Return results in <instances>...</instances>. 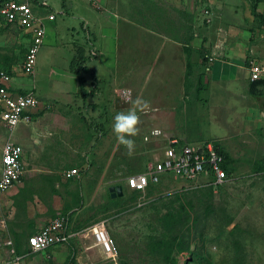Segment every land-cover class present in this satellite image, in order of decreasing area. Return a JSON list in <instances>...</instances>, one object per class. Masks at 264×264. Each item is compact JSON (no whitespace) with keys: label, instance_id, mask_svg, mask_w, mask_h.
<instances>
[{"label":"rangeland","instance_id":"1","mask_svg":"<svg viewBox=\"0 0 264 264\" xmlns=\"http://www.w3.org/2000/svg\"><path fill=\"white\" fill-rule=\"evenodd\" d=\"M47 2L48 6L33 5L34 14L45 28L33 74L15 72L26 43V34L16 26L0 27V67L10 69L14 66L11 83L34 89L48 103L59 101L62 104L67 99L63 90L68 86L64 70L74 54L75 41L83 40L84 31L78 19H73L75 30L68 27L69 19L58 12L61 0ZM253 2L255 12L260 15L250 10ZM197 6L198 21L206 8L213 17L209 16V23L204 19L198 25L211 24L209 35H204L206 40L211 38L206 45L202 44L204 40L201 44L198 42L200 45L194 49L197 54L192 52V59L198 57V67H193L190 78L193 87L188 88L187 98L183 97L182 80L178 99L165 98V91L154 84L146 97L150 109L140 114V132L133 138L135 152L129 157L112 132V122L117 112L131 107L130 99L116 106L108 105L107 89L112 85L108 84L107 74L101 75L99 93L90 95L87 100L97 103L95 116L91 105L89 109L86 105L92 115L84 113L87 118L84 110L78 111L80 107L68 106L71 129L83 133L77 140L76 153L53 175L59 178V190H54L56 198L60 199L58 209L52 207V193L39 188L44 191L40 198L48 211L53 216L56 212L66 216L73 228L104 220L119 250L118 264H264V169L254 170L257 165H264V88L255 86V92H249L246 68L249 59L264 60V0H200ZM220 55L227 59L214 60L209 64L210 72L204 69L208 57L220 58ZM226 60L242 67L237 68ZM84 75L89 81L91 76ZM146 78L147 75L134 74L131 83H123V86L131 84V99H135L139 84L144 82L141 80ZM77 102L83 103L81 98ZM82 116L94 125L95 132L87 129ZM19 124L11 131L0 124V144L7 138H18L23 132L17 129ZM154 127L185 137L189 142L216 143L231 161L228 179L213 186L200 180L188 181L162 174L151 191L130 190L124 183L125 177L156 157L163 143V138L144 139ZM24 129L32 134L34 123H25ZM28 162L24 160L22 179L26 176ZM72 168L76 172L69 174ZM32 172L34 178L45 177L42 171ZM121 183L122 195L111 197L108 187ZM18 199L20 205L23 200L20 196ZM167 212L175 216L176 230L170 233H176V244L164 258L150 243L165 233L162 218ZM0 220H3L0 223L3 231L6 228L4 216ZM21 230L13 237L18 250L25 251L26 237L32 227L27 225ZM51 249L30 253L21 264H56L50 258ZM5 261L6 255L0 250V264ZM82 263V254L76 247L72 261L58 264Z\"/></svg>","mask_w":264,"mask_h":264},{"label":"crops","instance_id":"2","mask_svg":"<svg viewBox=\"0 0 264 264\" xmlns=\"http://www.w3.org/2000/svg\"><path fill=\"white\" fill-rule=\"evenodd\" d=\"M26 1L30 3L32 10H34V4H45L48 6L47 0L44 2L41 0L42 3L39 2L40 0ZM199 1L200 0H61V7H57L58 12L69 19L68 27L71 30H75L74 20L78 19L77 22L80 23V27L84 31L83 40L75 41L74 45L76 43L84 44L86 49L85 52L88 54L85 62L87 71L83 73L84 82L83 85H81L77 75L71 72L66 64L64 74L68 78V86L63 91L67 99L63 101L64 103L62 104L59 101L48 103L42 100L40 96L35 93L34 89L19 87L9 80L8 88L10 91L24 92L32 90L38 98L39 103L35 108L26 112V114L29 115L28 119L19 121L20 124L17 129H23V132L18 138L13 139V141L17 142L22 148L23 171L18 180L15 181L8 190L0 194V218L4 216V225L6 226L3 231L0 230V250L7 258V261L1 264H21L24 257L30 253H40L48 248H52L50 250V258L56 262V264L60 263V261H65L67 263L72 261L76 247L79 248L82 254V264H118V248L117 256L114 260L105 257L101 248L94 245L93 239L89 233L74 234V232L88 225L73 228L69 225L66 216L65 228L69 232L67 240L53 244L41 251H31L27 246V237L37 232L41 226L52 218L61 214L60 212H56L53 216L52 212L48 211V208L45 207L46 203L40 198V194L44 193V191L39 190V188H45L46 191L52 193V207L53 209H58L60 206V199L56 198L57 193L54 190L58 189L59 178L53 177V175L63 169L65 164L69 161V156L76 153L77 140L83 133V131L79 133V131L71 129L69 114H67L69 111L68 106L71 105L75 109L80 107L78 111L84 110L82 111L83 114L86 113L88 116H92L89 115L87 110L89 109L88 106L91 105L93 106L91 107L94 112L93 116H95L97 103L94 101L87 102V100L90 95L99 93L98 83L102 79L101 75L107 74L108 84L112 85L111 88L108 87L107 89V102L110 106H116L120 104L122 100L127 101L131 99L133 96L131 84H128V86L125 84V86H123V83H131L134 74L147 75L145 80H141L144 82L143 84H139L137 88L138 92L134 94L135 98L139 96L146 100L154 84H156V87L159 89L165 91V98H180L181 89L179 88H181V80L184 81L186 68V49L189 50V58L193 70V67H198V57L192 59V52H196L194 49L197 48L203 40L202 44L206 45L211 38L208 37L206 40L204 36L205 34L209 35V30H211L209 26L211 24H206L202 27L198 26L201 22H204V19L209 23L213 18L209 15L211 14L210 11H208L209 9L206 8L203 10L204 14L201 16L200 21H198L196 10ZM49 7L53 9L52 6L49 5ZM44 16H47V14H44ZM36 17L40 19L37 15ZM23 32L26 34L25 52L29 42V33L24 30ZM224 55L226 56V53ZM210 58L211 59L208 57L206 63H204V69L208 72H210V65H212L211 63L214 60L218 59L225 61V59H227L225 57L223 60L221 55L220 58L216 56ZM20 63L15 72L20 71ZM230 63L235 64L237 68L242 67L240 64ZM13 68L14 66L10 69H4L8 70L11 74L14 70ZM84 74L91 76L90 80L88 79L89 81H87V77H85ZM151 75L153 76L150 77ZM248 81L250 83L249 78ZM86 84L90 86L87 88L85 86ZM120 84L122 86H120ZM190 87H193L192 84L189 85V88ZM126 92L130 93V98H126ZM111 97L114 98L112 102L110 100ZM183 97L187 98L184 94V89ZM80 98L83 102L82 105L77 102ZM76 115V117H79L78 114ZM82 118L83 121H86L87 129L93 132L94 130L92 128L94 125L89 124V119L84 120L87 116L86 118L82 116ZM29 121L34 123V132H32V134L24 129V124ZM0 124L4 126L1 120ZM49 132L51 135H48ZM162 132L166 135H173L187 141L185 137L175 135L172 132ZM2 144L3 143L0 144V156ZM26 153L28 156L23 157V154ZM24 160H29V164L26 168V176L22 179L25 172ZM35 170L42 171L45 177L42 179L34 178L32 171ZM19 196L21 201L23 200L20 205ZM17 210L20 212L15 213ZM9 211L10 214L7 215ZM2 222L3 220H0V223ZM27 225L32 227V231L26 237L25 251H20L15 246L13 235L19 233L18 231ZM7 240H10L11 243L5 244L4 242ZM12 249L13 253L10 252ZM16 257L18 258L17 260H15ZM29 262L31 263V261Z\"/></svg>","mask_w":264,"mask_h":264},{"label":"built area","instance_id":"3","mask_svg":"<svg viewBox=\"0 0 264 264\" xmlns=\"http://www.w3.org/2000/svg\"><path fill=\"white\" fill-rule=\"evenodd\" d=\"M32 6L26 0H5L0 4V26H16L29 33V42L20 63V72L33 74L36 54L43 42L45 28L33 14ZM209 59H211L209 57ZM248 78L250 81L264 78V60L249 59L247 63ZM10 72L0 68V120L11 131L22 119H28L26 114L35 108L39 100L32 90L12 92L8 88ZM154 130H159L158 135H153ZM163 138L158 155L149 159L142 166V170L125 177V185L129 189L144 191L149 183H158L162 174H171L183 180L221 185L228 179V174L221 165L223 156L212 141L189 142L173 135H166L159 128H151L144 137L147 141ZM0 194L8 190L23 171L22 148L7 138L1 146L0 156ZM76 172L75 168L68 171ZM66 218L57 215L41 226L37 232L27 237V246L31 251H41L47 247L66 241L69 232L65 228ZM89 233L94 245L101 248L105 257L114 260L117 256L116 244L109 234L105 221H96L74 234ZM10 244V240L4 242ZM13 253V249L10 251ZM18 258L16 257L15 260ZM6 264V263H5Z\"/></svg>","mask_w":264,"mask_h":264},{"label":"trees","instance_id":"4","mask_svg":"<svg viewBox=\"0 0 264 264\" xmlns=\"http://www.w3.org/2000/svg\"><path fill=\"white\" fill-rule=\"evenodd\" d=\"M5 0H0V4L2 2H4ZM256 9V4L253 2L252 7L250 10H252V13L254 15H260V13H256L255 10ZM263 24H264V19L262 20ZM1 28H7L8 25L5 26H0ZM85 46L84 44H80V43H76L74 45V54L72 55L69 63H68V69L75 73L80 81V84L83 85L84 82V76L83 73L87 71V67L85 65L86 59L88 57V54L85 52ZM191 73H192V63L190 62V58H189V50L186 49V68H185V73H184V94L188 95V88L190 85V78H191ZM189 83V85H188ZM255 86H260L264 88V78H260V79H256V80H252L249 83V92L250 93H254L255 92ZM215 146H217L216 143H214ZM218 151L222 154L223 156V162H222V166L225 169L226 173L228 174L230 172L231 169V165L230 164V159L229 157L226 155V153L217 146ZM264 169V165H257L256 168L254 169L256 172H259L261 170ZM142 169H139L135 172L141 171ZM134 173V172H132ZM131 174V173H130ZM157 183H149L144 191H151L150 189L152 187H154ZM123 187V185H122ZM133 192H142L139 190H134V189H130ZM143 191V192H144ZM118 196V195H117ZM163 226L165 228V233L163 234L162 237L157 238L155 240H153L151 244V246L154 248H156L157 250H159V252L163 253L164 258H167L169 256V251L174 247V245L176 244L175 239H176V233L175 234H171L170 232H175L176 230V226H175V216L172 212H167L163 218ZM174 225V226H173ZM170 235V236H169Z\"/></svg>","mask_w":264,"mask_h":264},{"label":"clouds","instance_id":"5","mask_svg":"<svg viewBox=\"0 0 264 264\" xmlns=\"http://www.w3.org/2000/svg\"><path fill=\"white\" fill-rule=\"evenodd\" d=\"M126 98H130V93H125ZM131 107L126 111H119L113 117L112 132L118 142L126 149V155L131 157L135 152V140L139 135L141 124V113H145L150 109V104L147 100L141 97L130 99ZM159 130H154L153 135H158ZM48 135H51L49 132Z\"/></svg>","mask_w":264,"mask_h":264},{"label":"water","instance_id":"6","mask_svg":"<svg viewBox=\"0 0 264 264\" xmlns=\"http://www.w3.org/2000/svg\"><path fill=\"white\" fill-rule=\"evenodd\" d=\"M109 191H110V195L111 197L114 196H120L122 195L123 191H122V186L120 184L117 185H111L108 187Z\"/></svg>","mask_w":264,"mask_h":264}]
</instances>
